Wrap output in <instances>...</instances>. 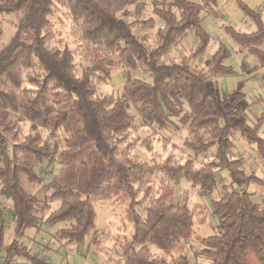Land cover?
<instances>
[{
  "label": "trees",
  "instance_id": "1",
  "mask_svg": "<svg viewBox=\"0 0 264 264\" xmlns=\"http://www.w3.org/2000/svg\"><path fill=\"white\" fill-rule=\"evenodd\" d=\"M57 1L67 6L77 28V40L83 50L80 64L75 63L73 51L56 35L52 20L48 19L53 16V0H0V16L18 19L15 35L7 46L0 49V105L33 123L43 122L45 129L53 130L49 132V137L53 138L51 149L38 131L29 132L21 142L23 128L20 124L0 119V196L12 204L15 234V240L4 247L7 220L1 209L0 252H5L2 263L12 264L16 257H23L32 264H51L46 257L32 253L22 240L30 229H41L40 212L57 199L63 201L62 208L51 212L43 220V225L54 227L76 219L75 225L58 230L57 235L78 248L85 244L96 226L93 202L101 197L102 191L100 188L81 190L73 181L45 180L42 174L57 162L64 166L73 165L85 150L84 142L93 141L96 153L107 159L109 169L116 174L128 199L135 195L129 192L132 183L149 184L141 200L132 198L128 204L126 217L133 226L132 240L123 241V261L117 264H193L183 254L171 260L152 258L150 245L170 250L182 242L188 244L193 239L195 227L194 212L188 204L177 200L171 189L155 203L150 201L143 209V217L135 212V208L151 195L153 179L161 183L168 181L175 186H179L182 179L191 180L193 188L200 184L196 192L201 198L210 197L213 192L220 197L211 199L212 215L217 222L214 234L200 241V254L208 258L210 264H250V255L257 264H264V207L254 199V191H249L251 184L264 186V181L253 173L247 174L243 169L244 158H237L232 151L236 149L235 120L244 109L229 108L230 101L235 98H222L210 85L212 79L233 75V67L226 64L231 50L221 43L211 56L207 71L191 66V59L202 58L207 53L211 35L204 26L206 14H219V0H162L167 8L157 7L161 0H142V6L135 9L136 18L130 22L126 19L130 15L128 7L136 0ZM149 2L153 15L146 16ZM237 5L256 25V30L249 32L227 26L226 34L240 46L244 59L253 56L256 68H262L264 21L257 10L241 0H237ZM157 16L169 26L162 37L163 42L149 51L145 42L150 39ZM22 33H27L24 40L19 39ZM156 35L161 34L157 31ZM190 35L196 42L195 51L179 59L172 56V49ZM28 39H33V43L25 42ZM122 39L125 43L120 47ZM34 55L39 57L38 62L33 60ZM165 58L168 63L161 62ZM115 69L127 71L123 93L120 96L98 95L99 87L111 79ZM139 69L151 78L150 82L131 75ZM29 70L46 72L47 75L39 82L33 75L28 83L38 86L22 87L23 76ZM100 71L103 76L93 74ZM14 89H22L21 94L17 95ZM185 104L192 113L184 112ZM131 107L137 116L130 114ZM76 112L80 115L77 121ZM136 117L142 121L141 127L156 125L160 129L173 124L172 119L179 117L182 125L193 130L210 129L207 134L212 138L207 143L198 138L193 145L186 141L197 155L183 164L170 167L173 157L169 156L163 166L145 168L128 160L139 137L124 149L108 143L111 132L128 127L138 130L131 123ZM74 121L79 125V133L64 135ZM260 123L261 119L252 131L244 132L243 137L249 144L256 145L264 167V138L257 135ZM126 139L121 137L117 144ZM41 141H44L43 147L39 146ZM213 148H216L215 158L203 160L204 167L193 172L195 163L210 154ZM227 154L234 158L227 159ZM127 164H131V168ZM159 172H163V176L157 175ZM222 172L228 173L230 183L225 182ZM26 180L40 185L36 195L27 190ZM49 192L50 196L40 198L41 194ZM81 196L84 198L80 199ZM166 200L171 203H165Z\"/></svg>",
  "mask_w": 264,
  "mask_h": 264
},
{
  "label": "rangeland",
  "instance_id": "2",
  "mask_svg": "<svg viewBox=\"0 0 264 264\" xmlns=\"http://www.w3.org/2000/svg\"><path fill=\"white\" fill-rule=\"evenodd\" d=\"M57 3L60 4L61 9L65 7L64 3H62L61 1H57ZM229 6L231 9H237V13H231L230 16L231 19L239 22L240 16L244 14L237 7L236 0L231 1L229 3ZM56 11H60V9H54L53 17H55ZM0 18H2V16H0ZM3 19L8 28H5V26L0 27V43L2 45L6 34L10 39V36L12 35L11 29L15 28V23L17 24L18 22V19L16 17L9 18L12 19L11 23L9 19ZM228 19V17H224L223 21L225 22ZM68 20L69 15L61 12V16L56 17V23L52 21V27L56 35L64 39L70 49L73 51L75 63L80 64L82 63L83 59L82 45L80 41L77 40V28L75 27L72 19L71 23H65V21ZM235 23H228L223 26H229L232 24L233 27L241 29ZM57 24H59V27H57ZM218 24L219 22L217 21V25ZM204 26L210 34L217 35V32L215 30H211L208 28L207 22L204 23ZM65 28L67 29V31L64 30ZM221 31L224 35L225 28L221 27ZM217 39V42H219L220 36ZM221 39H223V37ZM222 41L223 43H228V40L226 39ZM230 43H232L230 44L231 57L228 59L226 64L230 63V65L234 69V73L233 75L223 76L218 79H212L210 80V85L213 89L219 92L222 98H235L233 101H230L229 108L244 109L241 116L235 120V126L237 128L236 132H239V136L237 137L236 135H234V143L236 146V151L234 154L237 158H244L245 165L247 164L248 160H251L252 163L256 165V169L258 170L260 169L261 162L259 160L256 148L251 149L249 147L251 144H249L243 137V133L252 131V128L257 123L258 118L260 117V119H262V117L264 116V107L260 108V106H263L264 104V98L260 97L264 95L263 82L262 80L258 79L259 81H250V83L246 84L247 80L253 79L250 74L255 73V69L252 67L251 62L250 64L246 63L248 66H251L250 68H247L245 62L237 60V54L235 52L239 51L242 53L241 48L233 41H230ZM192 46H195V44H192V40L185 38L183 42L181 41L177 45V47L172 49V56L179 59L181 56L186 55L185 53L189 54V52L192 51ZM249 58L253 60L254 64L257 63L255 57L250 56ZM210 59L211 58L209 55H205L202 58L191 59V66L207 71ZM126 72L127 71L123 69H115L112 73L111 79L105 85L99 87V95L106 96L109 94H113L114 96H120L123 93V88L125 86ZM131 75L147 82L151 81V78L148 77L141 69L133 71ZM117 85H119V87H117ZM131 109L134 108L131 107ZM16 114V112L5 109L0 105V119H2L4 122L8 123L15 121L18 122L22 127L27 121L28 132L38 131V128L45 129L43 122L33 123L27 120L20 113V115L18 116ZM14 116L15 119H13ZM75 116V120L77 121L80 115L76 112ZM253 119H256V122H254ZM76 121L70 124L68 131L66 132L68 135H77L79 133V125L76 123ZM172 121L173 124L171 125L177 130H179V128L183 126L180 122L176 123V118H173ZM243 122L245 123L244 125H242ZM261 122H264V118L261 120ZM250 123L252 124L250 125ZM152 126L158 128L156 125ZM152 126L144 127L151 128ZM45 142L51 149L53 148L52 143L49 144V142L46 140ZM84 143L85 150L76 163L71 166H64L57 162L53 165V167H49L46 170V173L42 175L45 180L54 178L62 182L73 181L81 190L93 191L96 190V188H100V190L102 191L101 197L94 199L93 202L97 214L95 229L87 237L85 244L80 248H78L76 245L66 243L60 238V236L57 235V231L64 227L57 228L58 225L54 227H45L43 225V220L49 215V209L51 207L50 205V207H47L39 214L41 218L39 223L41 229L38 230L37 228H34L32 230V235H28L29 231H27L28 233L23 239V244L26 245V247H28L33 253L40 254L41 252L39 251V249L43 245V247H45V249L47 250L48 255H44V253H42L52 264H117L123 261V250L120 244L121 241H125L126 239H128V237L124 235V233L127 231V227L125 221L121 220L115 234L109 233L108 231H106V229L109 222H114L117 219V207H119V205L122 204L125 200L129 199L121 188L116 174L111 169H109L107 159L96 153L94 142L85 141ZM173 147L176 146L173 145ZM202 159L205 161H209V154L204 156ZM245 165L243 169L247 174H255V170H253L251 167L245 168ZM223 173L224 172H222V176L225 177ZM225 178L226 180H230L227 177ZM24 184L27 190L31 193V189L38 186L37 184H33L27 180L24 181ZM191 188L195 189L192 187V185ZM249 188L251 191L256 192L257 199H259L262 207H264V196H262L264 186L251 184ZM196 191L197 190L189 192L184 196H177V193L175 191L176 199L181 203L188 204L194 212L195 227L193 230L192 241L188 244L182 242L181 244L170 250H162L154 245H150L149 249L152 256H156V258L159 259L171 260L174 257L183 254L187 256L193 264H210V260L200 254V251L202 249L200 241L204 237L214 234L215 227L217 225L216 219L212 215L211 207V199L214 198L212 195L210 197L201 198ZM193 197H195V200L193 199ZM114 205L116 206L114 207ZM1 209L4 210L7 220L4 237V247H6L15 240L14 222L12 221L11 216L12 204L11 202L9 203V201L3 199L0 196V210ZM127 223L130 222L127 220ZM51 229L56 230L51 231ZM109 235H111L110 241L107 239ZM101 237H104V239H102ZM108 243H112L113 246L111 249L107 247ZM113 252H115L120 258L117 259L116 255H112L111 253ZM173 252L177 253V255L174 257L171 256ZM157 253H163V255L157 256ZM3 260L4 256L1 255L0 252V264H2ZM12 264H28V262L23 258H16L15 260H13ZM250 264H257V261L251 255Z\"/></svg>",
  "mask_w": 264,
  "mask_h": 264
},
{
  "label": "clouds",
  "instance_id": "3",
  "mask_svg": "<svg viewBox=\"0 0 264 264\" xmlns=\"http://www.w3.org/2000/svg\"><path fill=\"white\" fill-rule=\"evenodd\" d=\"M53 5H54V9H60V11H56L55 17L50 16V17H48V19L52 20L54 23H56V17H60L61 12H63L64 14L69 15V20L65 21V23L66 24L71 23L70 13L68 11L67 6H65L64 8L61 9L60 4L56 3V0H53ZM138 6H142V0H136V3H133L131 6L128 7V12L130 13V15L126 19L129 22L136 18L135 9ZM157 7L167 8V4L163 3L161 0V3H158ZM253 7H255V5H253ZM262 7H264V5H262ZM151 9H152V3L149 2V3H147V11L145 12L146 16L147 15H153ZM116 15L119 16V12H117ZM177 17H179V13H177ZM156 19H157L156 26H155V28H153L151 30V32L149 34L150 39H148L145 42V46H146V48H148L149 51H151L154 48L159 47V44L163 42L162 37L164 34L167 33V28L169 26L159 16H157ZM244 19L247 20V17H245ZM57 27H59V24H57ZM64 30L67 31L66 28ZM241 30L242 31L246 30V31L252 32V31L256 30V25L252 24L251 21H248V24L246 25V27L244 29H241ZM49 31H52V29H49ZM157 31L160 32V34H161L160 36L156 35ZM14 32H15V28H12L11 33H14ZM26 35H27V33H22L19 39L24 40ZM25 42L33 43V39H28ZM8 43H9V38H8V35L6 34L4 41H3V45L7 46ZM124 43L125 42L123 39L120 40L119 46L123 47ZM47 46L48 45H45V47H47ZM57 46H59V45H57ZM192 51H195V46H192ZM185 54L187 55L188 53H185ZM209 55H211V52H209ZM33 60L38 62L39 57L34 55ZM161 62L168 63L169 61L165 58ZM176 62L179 63V60H177ZM93 74L94 75L98 74V75L103 76L104 73H103V71H100L98 73L94 72ZM257 74L258 75H264V67L260 68L259 73H257ZM33 75L36 76L37 82H39V81H42V77L44 75H47V73L46 72L35 73L32 70H29L23 76L22 87H36V86H38V84H29L28 83V79L30 77H32ZM117 87H119V85H117ZM4 90L8 91L7 88H5ZM14 91L17 93V95H20L22 89H14ZM73 98H75V97H73ZM49 103L50 104L52 103L51 100L49 101ZM262 107H264V106H262ZM183 110H184V112L192 113V109L187 104L183 105ZM129 112L132 116L136 115L134 109H130ZM181 114H183V113H181ZM16 115L18 116L20 114L17 113ZM13 119H15V116L13 117ZM131 123L133 125H136L138 130L134 131L132 127H128L126 130H123V131L111 132V139H109L108 143H109V146H115L119 149H124L127 147L128 144L132 143L133 141H136V137H140L141 139L136 141L134 148L131 151V154L128 156V160H130L133 164L142 165L145 168H152L153 166H163L165 164V160H167V158L170 155L173 157V160L169 162L170 167H174L176 163L183 164L185 162V160H188L190 158H194L197 155V153L194 152L192 147L186 145V143H185L186 141H187L188 145H193V144H196V141L198 138L201 139L203 143H207V141L212 138L211 136H209L207 134L210 131V129L197 128V129L193 130V129L189 128L187 125H183L179 128V130H177L171 124H169L165 129H158L155 126H152L151 128L141 127L140 125H141L142 121H140L139 117H136V119L131 120ZM176 123H179V117L176 118ZM189 123H190V121H189ZM22 127H23V133L20 137L21 142L24 140V137L29 134L27 121L25 122V124ZM38 131L44 137V140L48 141L49 144L53 143V138L49 137V132L53 131L51 128H48V129H39L38 128ZM61 132L63 133V129H61ZM32 135L35 136L36 133H32ZM64 135H68V134L64 133ZM235 135L238 137L239 132H236ZM257 135L264 137V122L260 123L259 131L257 132ZM121 137H127V139L124 140L123 142L117 144V140L120 139ZM165 138H167V139H165ZM56 139H59V137H57ZM43 143H44V141H41L39 146L43 147ZM173 145H175L176 147H173ZM197 147H198V145H197ZM249 147L251 149H255L256 145L251 144ZM149 149H151V150H149ZM232 151H236V149H233ZM215 155H216V148H213L209 154V159L215 158ZM233 158L234 157L232 155L227 154V159H233ZM127 167L131 168V164H127ZM203 167H204V161L201 158L199 160V162L195 163V166L192 169V171L195 172V171H197ZM249 167H251L253 170H255V175L259 176L261 181H264V168L257 170L256 165L253 164L251 160H248L247 164L245 165V168H249ZM137 170L138 169H132V171H137ZM217 171H219V169H217ZM249 174H251V173H249ZM157 175L163 176V172H159V173H157ZM223 175L225 177H228L227 172H224ZM225 182L230 183V180H226ZM191 184H192L191 180L182 179L179 183V186L177 187L168 181L161 183L158 179H153L152 183H151V188H152L151 195L147 199H144L143 203L139 207L135 208V212L141 214V216L143 217L145 215L143 212V209L145 207L149 206V202L151 201L152 203H155L156 199L162 195H165L169 191V189H171L172 191H176L177 196H184V195L188 194L189 192L200 189V184H196L195 189L191 188ZM148 187H149V184L146 182L144 184H139V183H132L131 184L129 192L135 193V195L133 197H131L129 200H125L122 204L119 205V207H117V219L114 222L108 223V227H107L106 231H108L111 234H115L117 228L120 225V221L124 220L126 227H127V231L124 233V235H126L128 237V241L131 242V240H132L131 233L133 232V226L131 223H127L126 210L128 208V204L131 202V199L134 198L135 200H141L142 197L144 196V190ZM39 188H40V186L38 185L35 188L31 189L32 194L36 195L39 191ZM138 188L140 190H139V192H136V189H138ZM44 195L50 196L51 193L49 192V193L41 194L40 198L43 199ZM211 195L215 199L220 198L219 196L216 195L215 192H213ZM83 198H84L83 196L80 197V199H83ZM193 199L195 200V197H193ZM165 203H171V200H166ZM62 204H63V201L60 199H57L55 202H53L51 204L50 209H49V214H51V212H53V211L61 209ZM115 206L116 205H114V207ZM75 224H76V219H73V220H71V222L69 224L58 225L57 228H61V227L67 228V227H71L72 225H75ZM55 230L56 229H51V231H55ZM28 235H32L31 229L29 230ZM101 238L104 239V237H101ZM107 239L110 241L111 235H109L107 237ZM193 242H195V241H193ZM123 244H124V242L121 241L120 246L122 247ZM112 246H113L112 243L107 244V247L109 249H111ZM111 254L116 255L117 259L120 258L115 252H113ZM156 255L161 256V255H163V253H157ZM176 255H177V253H175V252H173L171 254L172 257H174ZM152 258L155 259L156 256H153ZM169 258H171V257H169Z\"/></svg>",
  "mask_w": 264,
  "mask_h": 264
},
{
  "label": "crops",
  "instance_id": "4",
  "mask_svg": "<svg viewBox=\"0 0 264 264\" xmlns=\"http://www.w3.org/2000/svg\"><path fill=\"white\" fill-rule=\"evenodd\" d=\"M231 1H233V0H219V2H220V5H219V14L218 15H214V14H206V19H205V22H207V24H208V28L209 29H213V30H215L217 33V35H213V34H210L209 33V31H208V33L211 35V42H210V45H209V47H208V50H207V53H206V55H209V52H211V55H209L210 56V58H211V56L212 55H214L215 53H216V51L218 50V48H219V46H220V44L221 43H223V41L222 40H228L227 42V46L230 48V44H232V43H230V41H231V39H230V36L229 35H227L226 34V31H225V34L223 35L222 34V31H221V27H224V28H226L227 26H223V25H226V24H228V23H235L236 21L234 20V19H231V13H234V14H236L237 13V9H231L230 8V6H229V3L231 2ZM242 2H244L245 4H247L251 9H253V10H257L258 11V13H260L261 14V16H262V20L264 21V7H262V5H264V0H241ZM236 2H237V0H236ZM253 5H255V7H253ZM237 7H238V5H237ZM230 8V9H229ZM239 8V7H238ZM240 9V8H239ZM241 10V9H240ZM243 13V12H242ZM244 14V13H243ZM242 15V14H241ZM224 17H228L229 19L227 20V21H223V18ZM246 16L245 15H242V16H240V19H239V22H236L235 24L237 25V26H239L241 29H244L245 27H246V25L248 24V21H251V20H249V18L247 17V20H245L244 18H245ZM217 21L219 22V24L217 25ZM251 23H252V21H251ZM253 24V23H252ZM1 26H5V28H8L7 27V25H6V23H5V21H4V19L3 18H0V27ZM221 26V27H220ZM229 26H232V24L231 25H229ZM235 28V27H234ZM237 29V28H236ZM215 34V33H214ZM15 35V32L14 33H12V35L10 36V39H9V42L11 41V39H12V37ZM220 36V41L219 42H217V38ZM223 37V39H221ZM188 39H191L192 40V44L194 45V44H196V42H195V39H194V36H192V35H190V36H188L187 37ZM215 42V43H214ZM218 43V44H217ZM216 44V45H215ZM5 46L4 45H2L1 43H0V49L1 48H4ZM236 54H237V60H240V61H243V62H245V65H247L246 63H249L250 64V62L252 63V67L255 69V73H251L250 74V76L253 78L252 80H247V82H246V84H248V83H250V81H259L258 79H260V80H262V82H263V87H264V75H258L257 73H259V68H256V64H254V62H253V60L251 59V58H246V59H244V54H242L241 52H239V51H236L235 52ZM227 65H230V63H228ZM251 66H248L247 65V68H250ZM264 89V88H263ZM262 95H263V93H262ZM261 98H264V95L263 96H260ZM261 100V99H260ZM263 106H264V104H263ZM260 108H263L262 106H260ZM264 118V116L262 117V119ZM257 119V118H256ZM256 119H253V121L254 122H256ZM261 119V120H262ZM260 120V117L258 118V121ZM258 121H257V123H258ZM256 123V124H257ZM245 123L243 122L242 123V125H244ZM252 123H250V125H251ZM255 124V125H256ZM255 125H254V127H255ZM253 127V128H254ZM252 128V129H253ZM261 168H264L263 167V165L261 164L260 165V169ZM256 185V184H255ZM259 186V185H258ZM249 191H251L250 190V188H249ZM252 192V191H251ZM254 193H255V196H254V199L256 200V201H258L259 202V199H257V195H256V192L254 191ZM262 196H264V191L262 192ZM260 203V202H259ZM261 204V203H260ZM22 243H23V240H22ZM26 246V245H25ZM32 252V251H31ZM3 253V254H2ZM33 253V252H32ZM37 254H39L41 257H43L44 255H43V253L41 252V254L40 253H37ZM1 255H3L4 256V252L3 251H1ZM45 257V256H44ZM16 258H23V257H16ZM15 258V259H16ZM14 259V260H15ZM23 259H25V258H23ZM27 262H28V264H32L31 262H29L27 259H25ZM4 261V260H3ZM48 261V260H47ZM49 263H51L50 261H49ZM3 264V263H2ZM52 264V263H51Z\"/></svg>",
  "mask_w": 264,
  "mask_h": 264
},
{
  "label": "built area",
  "instance_id": "5",
  "mask_svg": "<svg viewBox=\"0 0 264 264\" xmlns=\"http://www.w3.org/2000/svg\"><path fill=\"white\" fill-rule=\"evenodd\" d=\"M39 251H40V252H43L44 255H48L47 250H46L45 247H43V246L40 247Z\"/></svg>",
  "mask_w": 264,
  "mask_h": 264
}]
</instances>
